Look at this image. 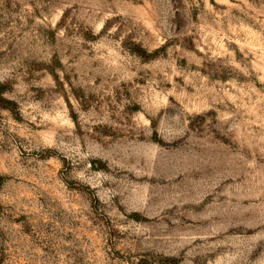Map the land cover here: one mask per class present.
<instances>
[{
	"label": "rangeland",
	"instance_id": "rangeland-1",
	"mask_svg": "<svg viewBox=\"0 0 264 264\" xmlns=\"http://www.w3.org/2000/svg\"><path fill=\"white\" fill-rule=\"evenodd\" d=\"M0 91V264H264V0H0Z\"/></svg>",
	"mask_w": 264,
	"mask_h": 264
},
{
	"label": "trees",
	"instance_id": "trees-1",
	"mask_svg": "<svg viewBox=\"0 0 264 264\" xmlns=\"http://www.w3.org/2000/svg\"><path fill=\"white\" fill-rule=\"evenodd\" d=\"M2 90H3V91L5 90L4 87H2ZM3 91H0V93H2ZM2 100H3L4 103H6V104H8V105H14L13 102H9V101L4 100V99H2ZM3 107H4V108H8L7 105H3ZM1 184H2V178H1V176H0V186H1Z\"/></svg>",
	"mask_w": 264,
	"mask_h": 264
}]
</instances>
